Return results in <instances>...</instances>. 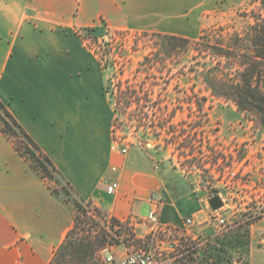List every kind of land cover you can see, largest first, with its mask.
<instances>
[{"label":"crops","instance_id":"1","mask_svg":"<svg viewBox=\"0 0 264 264\" xmlns=\"http://www.w3.org/2000/svg\"><path fill=\"white\" fill-rule=\"evenodd\" d=\"M99 3V13L84 19L82 10L72 11L74 4L82 8V0H55L59 12L50 17L37 16L30 0H0V100L79 200L115 219L144 220L153 209L151 194L159 193L163 225L178 228L193 218L188 234L208 237L214 232L207 223L210 199L191 178L142 147H129L125 156L112 152L115 113L107 72L75 32L100 19L118 28L157 26V18L164 10L170 15L179 0ZM113 181L120 187L110 194L106 187ZM144 209L148 215L142 216ZM75 216L74 206L53 192L0 129V264H51ZM253 237L255 248L262 238V246L253 247L255 264H264V218Z\"/></svg>","mask_w":264,"mask_h":264},{"label":"rangeland","instance_id":"2","mask_svg":"<svg viewBox=\"0 0 264 264\" xmlns=\"http://www.w3.org/2000/svg\"><path fill=\"white\" fill-rule=\"evenodd\" d=\"M82 1V8L74 4L72 11L82 10L84 19L95 17L102 9L99 0ZM54 2L30 0L40 17L57 15L59 8ZM258 18H264L258 0H179V7L170 15L164 10L157 18V26L134 28L126 24L118 28L100 19L98 25L75 31L107 72L115 138L129 147H142L158 161L183 171L202 196L221 200L220 214L236 225L219 237L214 235L215 227L214 232L209 229L211 242L203 259L198 262L192 257L191 264H255L259 259L252 252L253 247L262 246L261 237L256 240L257 248L253 246V230L264 218V127L232 102L210 95L195 75L193 53L157 57L152 35L190 39L203 34L225 38L234 33L245 35ZM93 27L101 30L98 39L89 37L87 29ZM129 87L138 92L137 100L129 99ZM127 100L133 104L128 109L123 105ZM53 175L54 179L47 181L53 192L73 206L80 203L88 212L84 216L74 206L85 230L72 235L71 240L96 247L93 255L83 259L72 250H64L59 264H88L108 253L124 254L128 247L161 250L143 219H115L91 201L79 200L69 184L56 172ZM209 207L212 210L210 203ZM147 213L144 209L142 216ZM100 237L105 240L101 248Z\"/></svg>","mask_w":264,"mask_h":264},{"label":"trees","instance_id":"3","mask_svg":"<svg viewBox=\"0 0 264 264\" xmlns=\"http://www.w3.org/2000/svg\"><path fill=\"white\" fill-rule=\"evenodd\" d=\"M258 1L264 8V0ZM87 32L89 37L95 39H98L101 34L98 27L88 28ZM152 36L156 39L157 57L193 53L195 75L204 83L210 95L232 102L239 111L250 115L264 127V18H258L250 32L245 35L234 33L225 38L203 34L195 39L162 33ZM126 93L129 99L133 97L138 99V92L133 87L127 88ZM145 102L149 103V100ZM123 105L128 109L133 104L131 100H127ZM0 129L12 140L20 156L29 162L46 182L54 179L53 172L57 173V171L50 159L11 115L1 100ZM20 137L24 139L22 143L18 142ZM74 206L77 212L87 215L88 212L80 203L74 202ZM77 212L75 226L51 264H59L60 254L64 250H72V254L79 255L80 259L93 255L95 252L96 247L92 243L85 246L82 244L83 240L79 244L71 240L72 235H78L80 231L85 230L81 227ZM99 239L101 248L105 245V240L103 237Z\"/></svg>","mask_w":264,"mask_h":264},{"label":"built area","instance_id":"4","mask_svg":"<svg viewBox=\"0 0 264 264\" xmlns=\"http://www.w3.org/2000/svg\"><path fill=\"white\" fill-rule=\"evenodd\" d=\"M113 139L112 152L120 156L127 155L129 146L121 143L114 135ZM156 168L158 169L159 166L157 165ZM112 170L116 171V168ZM119 187V181H113L106 187V190L110 194H115L119 190ZM150 201L153 204V209L149 216L144 219V222L150 228L149 235L152 237L154 244H157V246L161 245V250L128 247L123 256L112 252L88 264H191L189 261L192 257L198 262L203 259L206 248L211 242V237L193 238L188 234V228L194 224L193 218L186 219L183 226L178 228L163 225L160 215L164 198L159 193H153L150 196ZM222 209L217 211L211 210L207 222L210 226L215 227L214 235L216 237L224 236L236 226L220 214Z\"/></svg>","mask_w":264,"mask_h":264},{"label":"water","instance_id":"5","mask_svg":"<svg viewBox=\"0 0 264 264\" xmlns=\"http://www.w3.org/2000/svg\"><path fill=\"white\" fill-rule=\"evenodd\" d=\"M210 205H211L212 210H214V211H217L223 207V203L221 202V200L218 197L210 200Z\"/></svg>","mask_w":264,"mask_h":264}]
</instances>
